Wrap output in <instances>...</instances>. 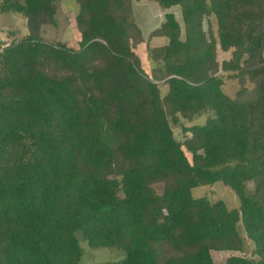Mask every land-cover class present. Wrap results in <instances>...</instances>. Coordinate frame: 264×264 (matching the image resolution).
<instances>
[{
  "label": "trees",
  "instance_id": "16d2710c",
  "mask_svg": "<svg viewBox=\"0 0 264 264\" xmlns=\"http://www.w3.org/2000/svg\"><path fill=\"white\" fill-rule=\"evenodd\" d=\"M76 1L72 47L41 36L58 0H0L29 29L0 46V264H80L79 231L127 253L110 264H214L246 239L253 256L225 264H264V0H150L165 11L151 35L168 39L153 75L134 0ZM223 75L239 80L235 97ZM219 181L238 208L192 196Z\"/></svg>",
  "mask_w": 264,
  "mask_h": 264
},
{
  "label": "rangeland",
  "instance_id": "374dc122",
  "mask_svg": "<svg viewBox=\"0 0 264 264\" xmlns=\"http://www.w3.org/2000/svg\"><path fill=\"white\" fill-rule=\"evenodd\" d=\"M134 16L136 22L139 23L143 17L149 16V13L141 10L149 7L147 0L136 1L133 3ZM159 7V6H158ZM157 14L159 18L163 19V9L158 8ZM162 11V12H161ZM172 11L177 15L178 19L182 23L184 28L183 18L181 11L178 7H174ZM79 12V4L76 0H58V11H57V26L51 24H46L41 29V36L43 39L49 43H66L72 47H78V41L80 40V32L77 28V15ZM213 24L214 32L217 29V23L215 18H211ZM139 25V24H138ZM159 25V24H158ZM205 29L208 30L209 21L206 19L204 22ZM156 27V26H153ZM142 29V28H141ZM157 29V28H156ZM155 30V29H154ZM153 30V31H154ZM153 31L142 30L144 41L135 47V51L140 56L142 60V66L145 71L153 75L155 68L157 67V62L152 57V50L156 47L164 46L161 41H156V36H152ZM216 33V32H215ZM29 34V29L27 26V18L18 12H0V46L1 48L9 45L10 43L21 40ZM158 38H162L158 36ZM232 55V51L223 52L221 49L218 50V60L222 62L223 60L229 59ZM223 74L222 72H220ZM220 75V74H219ZM225 83L222 86L225 93L231 97H235L239 88L240 82L237 78L227 77L223 75ZM249 86H252L248 83ZM162 94L164 95L167 91L166 86L160 83ZM207 115H202L195 118L192 121L183 119L184 126L191 127L194 125L203 124L206 122ZM173 129L176 138L185 142L187 137L191 136L190 132L183 129L181 125H176L173 123ZM186 148V147H185ZM187 150V148H186ZM187 154L190 159H192L191 153L187 150ZM154 188L157 192L161 193L163 185L155 184ZM192 196L195 198H206L212 202L219 200L224 201L230 209L238 208L240 206V199L237 193L229 186L224 185L223 182L219 181L213 185L198 186L192 190ZM243 230V228H242ZM78 238L80 240L81 246V261L80 264H110L111 262L123 261L126 259L127 253L124 250L118 248H91L85 239L82 232H77ZM247 241V248L245 252H234V251H218L214 250L211 252L214 264H225L227 258L231 255H245L247 257H252L253 242L249 239Z\"/></svg>",
  "mask_w": 264,
  "mask_h": 264
},
{
  "label": "crops",
  "instance_id": "0c3cea01",
  "mask_svg": "<svg viewBox=\"0 0 264 264\" xmlns=\"http://www.w3.org/2000/svg\"><path fill=\"white\" fill-rule=\"evenodd\" d=\"M137 1V0H136ZM149 3V7L146 10V7L144 9L141 8V10L145 11L146 13H149V16L143 17V19L138 23L139 26L142 28L143 31H153L156 28H159L161 24L165 21V11L163 13V19L161 20L157 12L159 11L158 8H161L157 2L147 0ZM159 6V7H158ZM162 12V11H161ZM159 24V25H158ZM156 26V27H153ZM156 41H161L163 45H166L168 43V39L166 37L158 38V36L155 37Z\"/></svg>",
  "mask_w": 264,
  "mask_h": 264
}]
</instances>
